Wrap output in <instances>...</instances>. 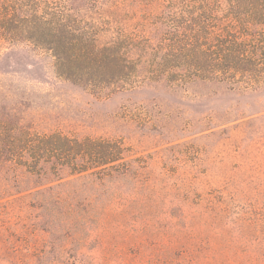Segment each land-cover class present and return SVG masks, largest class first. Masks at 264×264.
<instances>
[{
  "label": "rangeland",
  "instance_id": "rangeland-1",
  "mask_svg": "<svg viewBox=\"0 0 264 264\" xmlns=\"http://www.w3.org/2000/svg\"><path fill=\"white\" fill-rule=\"evenodd\" d=\"M37 1L45 18L79 13L75 24L95 27L100 47H126L127 71L68 65L24 28L0 37V118L32 133L117 141L123 152L110 174L64 178L83 190L69 203H0V264H264V54L249 58L250 71H211L172 40L205 49L230 35L252 49L264 22L229 10L262 7ZM191 7L211 12L205 29Z\"/></svg>",
  "mask_w": 264,
  "mask_h": 264
},
{
  "label": "trees",
  "instance_id": "trees-1",
  "mask_svg": "<svg viewBox=\"0 0 264 264\" xmlns=\"http://www.w3.org/2000/svg\"><path fill=\"white\" fill-rule=\"evenodd\" d=\"M246 3L251 7L255 4L257 10L258 7H262L261 12L230 9L231 16L235 20L246 21L244 16L251 15L252 23H263L264 17L260 18V15L264 13V2L253 0ZM240 4L242 1L239 2ZM40 9V2L37 0H0V37L5 39L11 34H20L24 28H28L26 30L30 33L37 32L34 38L40 44L49 48L56 58L68 65L73 63L81 70L101 72L106 69L105 67L114 64L122 74H125L127 67L122 61L127 54L126 47L114 45L100 47L95 27L85 30L75 24L80 20L79 13L52 11L45 13L49 15L45 18L44 14L39 12ZM187 13L192 15L190 19L201 30L205 29L204 24L213 20L211 12L204 7H191L187 9ZM193 15H195L194 19ZM185 29L192 28L189 26ZM176 38L172 39L173 46L180 50L176 53H190L195 57L193 59L195 65L211 71L227 68L235 71H242L245 68V71H250L254 63L249 58L257 52L264 54L262 37H254L261 44L250 46L252 49L248 50L245 49L246 45L237 43L230 35L217 39L213 48L205 49H201L203 43L197 41L195 49H187L183 47L184 39L177 36ZM194 38L196 40L202 36ZM122 48L123 51L120 50ZM245 53H247V61L244 60ZM104 76V80L111 78L107 73ZM122 152L123 147L117 141L100 138L79 140L56 132L32 133L0 118V203L5 201L24 203L33 199L37 206L53 200L58 203H69L75 195H78V191L83 190L74 189L73 185L69 184L70 179L64 181V178L105 171L110 174L120 165Z\"/></svg>",
  "mask_w": 264,
  "mask_h": 264
}]
</instances>
